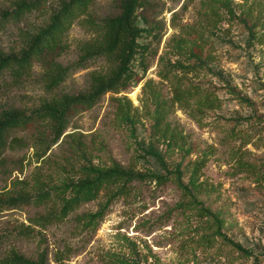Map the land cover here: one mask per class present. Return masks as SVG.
I'll list each match as a JSON object with an SVG mask.
<instances>
[{
  "label": "rangeland",
  "instance_id": "1",
  "mask_svg": "<svg viewBox=\"0 0 264 264\" xmlns=\"http://www.w3.org/2000/svg\"><path fill=\"white\" fill-rule=\"evenodd\" d=\"M16 1L0 0V13L12 11ZM58 1L48 0L18 19L4 21L0 50L17 54ZM201 1L146 0L137 23L157 27L156 37L144 33L140 38L150 45L147 70L142 74L138 69L141 79L126 89L107 92L91 108L73 111L68 127L41 157L48 162L35 157V151H41L36 145L41 132L51 138L48 127L31 123L12 131L24 145L3 153L0 194L9 191L12 179L31 180L35 173L51 174V183L60 184L64 175L53 166L70 155L66 135L72 132L98 167L116 165L145 177L128 182L122 192L102 190L62 222L43 228L29 222L44 212L43 207L27 204L1 210L0 257L14 248L30 259L42 253L46 264H264V182L259 177L264 171V0H216L224 19L215 30L203 31L200 48L196 36L186 31L203 24ZM120 2L94 0L88 13L95 20L116 15ZM84 17L71 25L56 55L63 66L77 60L79 42L94 36L81 21ZM181 38L188 40L182 48L193 46L206 59L202 71L188 76L215 91L221 106L203 111L197 122L175 105L169 119L185 143L169 149L153 140L160 160L149 151L153 119L145 115V96L151 89L164 99L171 96L159 71L168 62L184 60L176 45ZM109 68L101 58L73 67L55 94L82 92L88 88L89 72ZM41 72L35 61L30 74L14 84L5 74L0 111L12 107L29 114L49 98ZM127 100L139 114L132 123L119 113ZM148 106L153 110L152 103ZM194 168L201 187L192 198L177 176L187 184ZM87 214L95 216L88 222ZM23 225L29 226L30 235L19 232Z\"/></svg>",
  "mask_w": 264,
  "mask_h": 264
},
{
  "label": "trees",
  "instance_id": "2",
  "mask_svg": "<svg viewBox=\"0 0 264 264\" xmlns=\"http://www.w3.org/2000/svg\"><path fill=\"white\" fill-rule=\"evenodd\" d=\"M47 1L17 0L12 11L4 10L0 13V25L10 18L18 19L26 12L38 9ZM93 1L59 0L46 22L27 37L25 45L17 54H7L0 50V89L3 84H7L3 80L5 74L11 77V84H14L30 74L36 61L42 68L41 84L44 91L50 95L31 109L29 114L12 107L0 111V168L4 164L3 153L6 149L24 145L18 136L12 134L13 130L27 128L31 123L48 127L51 132L50 140L43 138L41 132L36 142L41 151H35L37 161L46 163L48 161L41 160V157L68 127L73 111L91 108L107 92L116 93L126 89L132 82L141 79L137 78L139 70L142 74L147 70L146 58L150 45L140 41V38L144 33L156 37L157 27H144L137 23L138 10L145 5L146 0H121L118 14L98 20L88 13ZM201 9L200 19L203 24H200V27L189 26L186 31L188 35L196 36L193 40L200 48L203 46V31L215 30L224 19L216 0L201 1ZM82 16L85 17L81 21L94 36L79 42L77 60L72 65L63 66L56 61V55L65 46L64 39L69 28ZM187 41L186 38H181V42L176 44L179 54L185 55L184 60L168 62L159 71L160 77L169 83L171 96L164 99L155 89L147 91L145 96V115L153 119L149 151L160 160L161 156L154 148V142H162L169 149L185 143L182 132L172 125L169 119L175 105L187 111L197 122H200L199 116L203 111L218 109L221 106V100L215 91L204 88L199 82L191 81L188 76L190 72L202 71L206 67V59L202 58L193 46L182 48L186 47ZM100 58L104 59L110 68L107 71L89 72L86 90L76 94H55V90L71 68L85 66L88 62ZM136 59L138 62H135ZM148 102L153 104V110L149 108ZM126 104L127 106L120 105L119 113L128 123H132L133 119L139 117L137 107L133 108L129 100ZM75 135L73 132L66 135L70 139V155L54 162L53 168L64 175L63 181L54 185L51 183V174L43 176L41 173H35L31 180L12 179L9 191L0 194V211L27 204L43 207L42 214L29 218L32 225L43 228L51 223L62 222L80 205L95 200L102 190L114 188L116 192H122L128 182L145 177L141 173L116 165L109 168L98 167L92 161L91 153L80 145ZM195 172L194 168L187 184H182L177 176L179 186L192 198H195L193 192H198L201 187ZM176 174L179 175L177 170ZM259 177L264 182V171ZM85 216L89 222L95 214ZM28 230L29 226L23 225L19 232L30 235ZM45 261L42 253L36 259H30L14 248H10L0 257V264H46Z\"/></svg>",
  "mask_w": 264,
  "mask_h": 264
}]
</instances>
